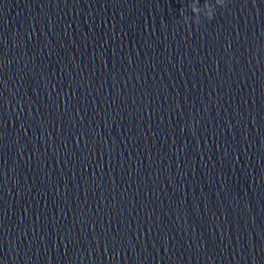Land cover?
Returning a JSON list of instances; mask_svg holds the SVG:
<instances>
[{"label":"clouds","instance_id":"obj_1","mask_svg":"<svg viewBox=\"0 0 264 264\" xmlns=\"http://www.w3.org/2000/svg\"><path fill=\"white\" fill-rule=\"evenodd\" d=\"M215 3L217 4V5H220V6H223V4H224V0H215ZM205 4H206V6H208V7H213L211 4H209L208 2H207V0H205ZM213 14L210 12L209 13V20H211L212 18H213Z\"/></svg>","mask_w":264,"mask_h":264}]
</instances>
